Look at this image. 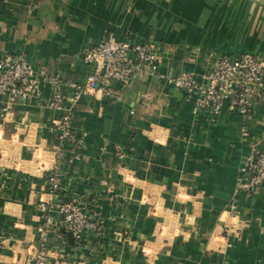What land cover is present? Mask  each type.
<instances>
[{
  "label": "crops",
  "instance_id": "obj_1",
  "mask_svg": "<svg viewBox=\"0 0 264 264\" xmlns=\"http://www.w3.org/2000/svg\"><path fill=\"white\" fill-rule=\"evenodd\" d=\"M129 37L155 43L161 62L131 86L117 84L119 101L76 103L81 146L53 131L61 112L47 105L49 84L10 112L0 94V264H33L40 202L74 197L98 212L102 230L80 243L53 232L48 264H264V185L250 191L243 173L253 148L264 150V101L254 95L249 120L229 105L195 114L170 82L182 71L205 82L222 54L264 62V0H0V56L25 54L65 81L85 79L87 50ZM34 148L39 162L58 161L57 191L37 171Z\"/></svg>",
  "mask_w": 264,
  "mask_h": 264
},
{
  "label": "built area",
  "instance_id": "obj_2",
  "mask_svg": "<svg viewBox=\"0 0 264 264\" xmlns=\"http://www.w3.org/2000/svg\"><path fill=\"white\" fill-rule=\"evenodd\" d=\"M161 48L155 43L138 41L132 38L102 40L84 53V61L91 70L82 81H65L57 74H50L44 67L37 66L25 54L0 56V94L4 98L3 112H10L16 104L29 97H40L43 88L49 84L53 92L47 101L52 109L61 115L53 123L52 129L61 141H75L77 146L84 143L86 131L77 133L73 127L74 106L83 96H100L110 101L122 99L123 87L131 86L137 79H143L158 68L161 62ZM200 82L193 72L182 71L170 78V82L186 93L194 101L193 112H206L218 116L229 105L246 119L252 118L251 102L254 95L264 101V62L251 52L236 56L222 54L216 57ZM71 89V93L65 91ZM244 135L247 131L244 130ZM121 150V149H120ZM57 149V160L63 155ZM32 155L37 171L49 172L48 187L55 192L60 187L62 172L58 161L54 166L39 162L40 152L33 149ZM119 156L124 154L119 151ZM78 156L68 157L73 162ZM247 175L244 186L257 192L264 185V150L255 147L243 167ZM44 213L38 227V244L31 252L33 264H48V245L50 235L62 228L71 232L77 242H82L89 231H100L103 220L98 212L89 208L81 197H74L67 202L53 205L46 201L39 204ZM236 205H231L234 210ZM61 238L62 234L57 235Z\"/></svg>",
  "mask_w": 264,
  "mask_h": 264
},
{
  "label": "water",
  "instance_id": "obj_3",
  "mask_svg": "<svg viewBox=\"0 0 264 264\" xmlns=\"http://www.w3.org/2000/svg\"><path fill=\"white\" fill-rule=\"evenodd\" d=\"M64 231H66V230H64ZM66 232H67V231H66ZM67 233H68V235H69L70 238H73V235H72L71 232H67Z\"/></svg>",
  "mask_w": 264,
  "mask_h": 264
}]
</instances>
